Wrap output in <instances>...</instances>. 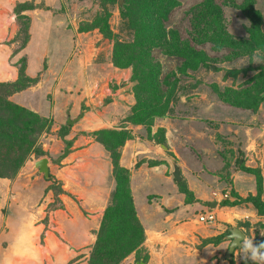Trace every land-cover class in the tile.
Listing matches in <instances>:
<instances>
[{
  "label": "rangeland",
  "instance_id": "374dc122",
  "mask_svg": "<svg viewBox=\"0 0 264 264\" xmlns=\"http://www.w3.org/2000/svg\"><path fill=\"white\" fill-rule=\"evenodd\" d=\"M123 5L119 0H0V27L10 31L0 38V56L8 54L14 72L0 82H21L7 100L47 119L37 141L46 156L31 150L15 176L23 172L24 180H31L39 191L27 200L25 212L38 224L52 219L50 226L58 237L64 242L72 239L62 248L71 246L79 255L66 264H89L115 183L111 152L99 132L126 130L130 135L117 152L120 164L124 149L126 161L132 160L130 167L126 161L121 166L130 173V190L145 233L155 229L179 239L181 248L167 264H244L240 247L232 258L221 259L230 244L226 238L215 240L222 235L216 233L221 220L215 227L204 226L213 234L207 239L199 237L204 224L196 220L202 209L218 206L221 219L234 223L233 228L243 229L250 239L264 240L259 234L264 213L254 209L251 200L258 196L264 201V0H179L169 14L168 29L176 30L183 44L200 49L206 61L182 74L178 56L153 50L151 62L160 64L161 76L172 84L178 81L170 95L176 114L154 118L147 125L123 119L134 110L138 85L133 66L123 68L113 60L115 45L132 39L123 25ZM213 19L225 33L215 44L203 37L205 21ZM256 50L261 64L252 63ZM109 88L111 92L105 90ZM119 92L127 98L120 100ZM97 124L103 127L95 129ZM42 158L49 159L48 178L35 166ZM174 164L181 168L183 190L193 200H186L175 181ZM8 180L0 177V197L8 192ZM108 185L110 194L103 197L101 189ZM159 191L170 195L171 209L189 204L187 210L180 209L184 216L170 219L172 225L175 219L174 226L146 219L157 211L154 194ZM222 201L232 203L223 206ZM102 207V214L97 213ZM190 227L195 230L192 235ZM77 228L90 229L94 240L84 242ZM143 255L136 249L120 264L144 262Z\"/></svg>",
  "mask_w": 264,
  "mask_h": 264
},
{
  "label": "trees",
  "instance_id": "16d2710c",
  "mask_svg": "<svg viewBox=\"0 0 264 264\" xmlns=\"http://www.w3.org/2000/svg\"><path fill=\"white\" fill-rule=\"evenodd\" d=\"M178 4L179 0H127L121 7L124 28L129 30L132 39L124 43L119 41L115 45L113 60L116 65L123 68L132 65L134 79L138 82L137 103L133 112L123 117L124 121L135 125H147L154 118L176 114V110L170 104V95L177 89L178 81L175 80L172 84L169 77L161 76L160 64L151 62L153 50L162 49L163 52L178 56L182 60V74H188L187 69L196 71L206 61L200 49L183 44L179 40V33L168 29L169 14ZM223 30L220 21L214 19L205 21L203 30L205 42L213 44L219 42L224 38ZM191 37L193 40L194 35L191 34ZM20 83V80L0 82V177L10 180L15 178L18 168L31 150L37 151L39 156L46 155L37 141L47 124V119L7 100L8 96L21 88ZM164 86L167 89H164ZM99 135L111 152L115 183L89 264H120L136 249L140 255L143 252V261L146 262L148 254L144 242L147 236L138 218L130 190V173L121 166L120 153L117 152L130 134L126 130H103ZM158 142L167 146L165 139ZM177 183L186 195V200H193L189 193L184 192L186 189L183 190L186 186L184 179ZM251 200L254 209L263 214L264 201L258 196L252 197ZM231 203L222 201L223 206ZM228 232L219 235L215 240H221Z\"/></svg>",
  "mask_w": 264,
  "mask_h": 264
},
{
  "label": "crops",
  "instance_id": "0c3cea01",
  "mask_svg": "<svg viewBox=\"0 0 264 264\" xmlns=\"http://www.w3.org/2000/svg\"><path fill=\"white\" fill-rule=\"evenodd\" d=\"M5 2V1H4ZM9 29L8 27L6 28H1L0 27V38H7L6 36H9ZM11 36V34H10ZM5 52V51H2ZM9 52V51H8ZM8 54L7 57L3 58L0 56V79L3 77H13L14 72L12 70V64L11 66L9 65V59H8ZM11 67V69L9 68ZM108 90V92H111L110 88L105 89ZM120 94V92H119ZM118 98L120 100H124L127 98L124 94L118 95ZM91 114V113H89ZM93 116V114H92ZM117 115H115L116 117ZM96 125V124H95ZM89 128V126H87ZM103 126H100L97 124L96 128H102ZM94 127L89 128L90 130H93ZM44 148H48L49 145L44 143ZM46 151V150H45ZM47 152V151H46ZM122 155V160L121 164L124 165L123 163L126 161V152L127 150L124 149ZM48 153V152H47ZM102 154V153H101ZM46 156V155H45ZM132 154L130 155V160L132 158ZM44 159V158H42ZM48 160V171L50 172V167H49V159ZM41 160V159H40ZM39 161V160H38ZM36 161V163L38 162ZM128 163V161H126ZM35 163V166H36ZM132 160L128 163L125 164V166H131ZM128 167V168H129ZM37 171L41 172L39 167H37ZM107 173V171H106ZM41 174L44 175V177L48 178L43 172ZM22 175H25L22 173L18 174V177L15 178L14 180H8L9 185L7 188L6 195L3 194L4 196L0 197V203L5 204L2 209L0 208V264H66L68 260L74 258L75 256L79 255L78 251L74 248H71V246L66 248H62L63 245H67L66 243H72V239L67 240V242H64L60 237H58L57 232L54 231V229L50 226V223L52 222V219H49V222L45 225L44 223H36L34 220H31V217H29L26 214V204L29 201L30 197L34 195L38 196L39 191L35 190L32 188V182L27 181L28 178L22 177ZM33 174H29L31 177ZM183 176V175H182ZM108 178V176H106ZM31 179V178H30ZM103 181V180H102ZM95 183V182H94ZM104 185V181L102 182ZM110 187L109 185L101 189L100 195L103 197H108L110 194ZM157 192L156 194H159ZM156 196V212L153 214H146V219H151V220H158L160 219V222L164 224L163 226H174L176 222L173 220V224L169 223L170 219L173 217H176L179 215H183V212L180 210H187L189 204H178L177 208L171 209L170 205L167 204L170 202L169 197L170 195L167 192L160 193L159 195ZM28 200V201H27ZM207 207L202 209V212H205L207 210L215 209L218 215V221L219 226L218 230H216L217 234H223L226 233V231H229L227 235H225L224 238L228 240V242L231 243V239L229 238L231 234V229H233V224L227 221L224 217L221 219L220 213L217 210L218 206H213ZM185 207V208H184ZM104 207H102L101 211H97V213L102 214ZM4 210V211H3ZM75 210V207H74ZM7 211V212H5ZM76 211V210H75ZM163 213V214H162ZM20 214V215H19ZM139 214V213H138ZM162 214V215H161ZM226 215H231L230 212H228ZM252 215V214H251ZM184 216V215H183ZM51 220V222H50ZM54 220V218H53ZM72 220H76L75 217ZM147 221V220H146ZM217 221V222H218ZM74 222V221H73ZM148 222V221H147ZM175 222V223H174ZM224 223L225 225L228 224L227 228H222V224ZM217 224V223H215ZM214 224V225H215ZM49 225V229L46 228V226ZM212 225L213 227H215ZM218 225V224H217ZM205 225H202L201 229L197 231L199 237L201 239H207L213 234L207 233V228H204ZM59 228V227H58ZM189 230L190 234H194L195 230L192 229ZM237 228V227H236ZM53 229V230H52ZM169 229V228H168ZM175 229V228H174ZM77 231H79L80 238L84 239V242H88V244L94 240L92 232H90V229H84L82 228H77ZM169 229V231H172ZM243 231V229H242ZM244 232V231H243ZM20 234H24L27 236V239L29 241V246H30V251L28 252H16L15 254H12V250L9 247L14 240L17 239V237ZM146 240L144 242V247L146 249V252L148 254V258L146 262H138L137 264H167L170 263L172 259H174V256L178 253V249L181 248L179 243L177 242L178 237L175 236H168L166 233L163 231H158L155 229H146ZM230 245V244H229ZM229 248V247H228ZM224 252L222 255L221 259H225V254L228 250ZM218 261V260H216ZM215 261V262H216Z\"/></svg>",
  "mask_w": 264,
  "mask_h": 264
},
{
  "label": "clouds",
  "instance_id": "9594fccd",
  "mask_svg": "<svg viewBox=\"0 0 264 264\" xmlns=\"http://www.w3.org/2000/svg\"><path fill=\"white\" fill-rule=\"evenodd\" d=\"M252 59V63L261 64L259 50L253 53ZM230 223L232 222L230 221ZM259 234L264 236V229L259 230ZM9 247L12 254L30 251L29 241L24 234H20ZM240 258L244 264H264V240L256 241L245 237L240 245Z\"/></svg>",
  "mask_w": 264,
  "mask_h": 264
},
{
  "label": "water",
  "instance_id": "95a60500",
  "mask_svg": "<svg viewBox=\"0 0 264 264\" xmlns=\"http://www.w3.org/2000/svg\"><path fill=\"white\" fill-rule=\"evenodd\" d=\"M123 1L124 0H119V5H123ZM47 163H48V160L46 158L41 159V160H39L36 163V166L39 167L41 172H43L46 176H47V173H48V169H47V166H46ZM173 168L174 169L172 171V174H173V177H174L175 181L176 182L181 181L182 178H183L182 173H181V168L177 164H174ZM245 237H246L245 233L240 228H238V227L236 228L235 227V228L231 229V234L229 236V238L231 239V243H230L229 248H228V250H227V252L225 254V259L232 258L233 253L235 252V250L237 248L240 247V245H241V243H242V241H243V239Z\"/></svg>",
  "mask_w": 264,
  "mask_h": 264
},
{
  "label": "built area",
  "instance_id": "2783aa9c",
  "mask_svg": "<svg viewBox=\"0 0 264 264\" xmlns=\"http://www.w3.org/2000/svg\"><path fill=\"white\" fill-rule=\"evenodd\" d=\"M196 221L198 223H201V224H204V225H207V226H212L215 223H217V221H218L217 212L215 211V209H211V210H207L205 212H202L198 216V219Z\"/></svg>",
  "mask_w": 264,
  "mask_h": 264
},
{
  "label": "bare ground",
  "instance_id": "6f19581e",
  "mask_svg": "<svg viewBox=\"0 0 264 264\" xmlns=\"http://www.w3.org/2000/svg\"><path fill=\"white\" fill-rule=\"evenodd\" d=\"M42 162V161H41Z\"/></svg>",
  "mask_w": 264,
  "mask_h": 264
}]
</instances>
